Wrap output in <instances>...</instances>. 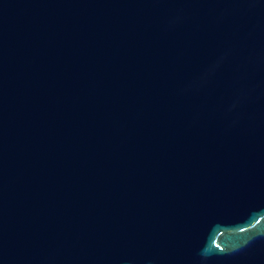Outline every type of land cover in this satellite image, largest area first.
Returning <instances> with one entry per match:
<instances>
[{
    "label": "water",
    "instance_id": "water-1",
    "mask_svg": "<svg viewBox=\"0 0 264 264\" xmlns=\"http://www.w3.org/2000/svg\"><path fill=\"white\" fill-rule=\"evenodd\" d=\"M0 264H264V0H0Z\"/></svg>",
    "mask_w": 264,
    "mask_h": 264
}]
</instances>
